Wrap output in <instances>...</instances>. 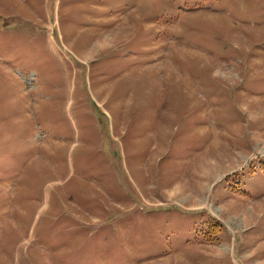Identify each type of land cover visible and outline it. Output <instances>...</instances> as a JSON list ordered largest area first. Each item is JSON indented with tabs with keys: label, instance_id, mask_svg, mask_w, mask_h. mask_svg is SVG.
<instances>
[{
	"label": "rangeland",
	"instance_id": "374dc122",
	"mask_svg": "<svg viewBox=\"0 0 264 264\" xmlns=\"http://www.w3.org/2000/svg\"><path fill=\"white\" fill-rule=\"evenodd\" d=\"M0 264H264V0H0Z\"/></svg>",
	"mask_w": 264,
	"mask_h": 264
}]
</instances>
